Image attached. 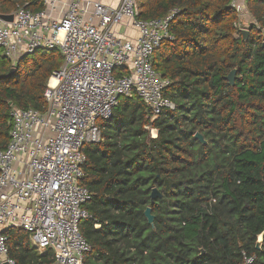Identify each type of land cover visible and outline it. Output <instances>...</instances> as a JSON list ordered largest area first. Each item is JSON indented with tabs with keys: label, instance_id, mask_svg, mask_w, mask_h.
I'll return each mask as SVG.
<instances>
[{
	"label": "trees",
	"instance_id": "obj_1",
	"mask_svg": "<svg viewBox=\"0 0 264 264\" xmlns=\"http://www.w3.org/2000/svg\"><path fill=\"white\" fill-rule=\"evenodd\" d=\"M232 1L137 0L143 20L176 12L170 39L152 59L174 108L151 120L135 93L121 97L99 123V142L83 146L80 185L91 194L89 218L79 225L91 246L84 264H241L244 255L264 264V0H246L254 21L246 39ZM24 5L42 9L39 0H0V14ZM62 63L56 49L15 65L0 51V150L9 141L11 109L43 112L47 82ZM153 189L161 197L151 200ZM4 234L15 264L52 261L22 230Z\"/></svg>",
	"mask_w": 264,
	"mask_h": 264
},
{
	"label": "built area",
	"instance_id": "obj_2",
	"mask_svg": "<svg viewBox=\"0 0 264 264\" xmlns=\"http://www.w3.org/2000/svg\"><path fill=\"white\" fill-rule=\"evenodd\" d=\"M39 1L41 10L18 6L10 22L0 14V51L13 65L37 50L56 49L63 60L47 82L44 111L14 107L9 114V141L0 150V264H15L4 234L10 228L25 232L37 253L51 251L49 264H84L91 246L79 225L89 218L91 194L80 185L82 148L99 142L98 121L111 118L121 97L135 93L151 120L174 108L163 94L168 81L152 59L160 42L170 39L176 12L143 20L137 0L116 6ZM232 7L238 18H250L246 0H233ZM121 26L135 36L119 35ZM150 134L154 138L155 130ZM253 261L244 255L241 264Z\"/></svg>",
	"mask_w": 264,
	"mask_h": 264
},
{
	"label": "water",
	"instance_id": "obj_3",
	"mask_svg": "<svg viewBox=\"0 0 264 264\" xmlns=\"http://www.w3.org/2000/svg\"><path fill=\"white\" fill-rule=\"evenodd\" d=\"M1 18L7 22H10L12 20V15H1ZM248 30L245 31V30H241V33H242V37L243 39H246L247 35H248ZM262 48L264 50V42L262 43ZM15 73V69L12 68L10 70V72L8 73V75L5 77L6 79H9L11 78ZM234 76H235V70L231 71L229 73V75L226 77V79L228 80L229 82V85L233 86L234 85ZM194 137L202 144L205 143L203 137L200 135V134H195ZM161 197V194L158 192L157 189H153L151 194H150V199L151 200H154L156 198H159ZM144 216L147 220V223L149 225H153V221H154V216L151 214V209L149 207H147L144 211ZM261 241V237H259V240H258V244L256 245V248L259 249V243Z\"/></svg>",
	"mask_w": 264,
	"mask_h": 264
},
{
	"label": "crops",
	"instance_id": "obj_4",
	"mask_svg": "<svg viewBox=\"0 0 264 264\" xmlns=\"http://www.w3.org/2000/svg\"><path fill=\"white\" fill-rule=\"evenodd\" d=\"M96 1H100L103 4L106 5H112V6H116L117 3L119 2V0H96ZM239 22H241V20H239ZM248 22V21H247ZM116 32L121 35V36H135V32L129 28L126 27H117L116 28Z\"/></svg>",
	"mask_w": 264,
	"mask_h": 264
},
{
	"label": "rangeland",
	"instance_id": "obj_5",
	"mask_svg": "<svg viewBox=\"0 0 264 264\" xmlns=\"http://www.w3.org/2000/svg\"><path fill=\"white\" fill-rule=\"evenodd\" d=\"M241 19V22L238 21V25H239V28L241 30H245L247 31L250 27V23H254V21L251 19V18H246V17H243V18H239ZM248 21V22H247ZM249 26V27H248ZM12 64V63H11ZM13 65V64H12ZM101 121H98V123H100ZM259 240V239H258Z\"/></svg>",
	"mask_w": 264,
	"mask_h": 264
}]
</instances>
